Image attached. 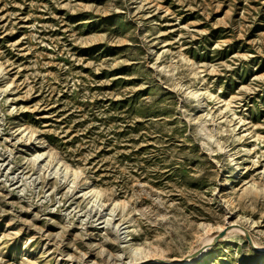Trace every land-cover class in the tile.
<instances>
[{
	"label": "rangeland",
	"instance_id": "1",
	"mask_svg": "<svg viewBox=\"0 0 264 264\" xmlns=\"http://www.w3.org/2000/svg\"><path fill=\"white\" fill-rule=\"evenodd\" d=\"M165 258L264 264V0H0V264Z\"/></svg>",
	"mask_w": 264,
	"mask_h": 264
},
{
	"label": "bare ground",
	"instance_id": "2",
	"mask_svg": "<svg viewBox=\"0 0 264 264\" xmlns=\"http://www.w3.org/2000/svg\"><path fill=\"white\" fill-rule=\"evenodd\" d=\"M194 95H196V93L194 92ZM42 152H37L35 155H34V160L36 161L40 156H42ZM65 168H66V166H65ZM67 170H68V168H67ZM90 192H92V190H87L86 192H84L85 194H87V193H90ZM96 200V199H95ZM94 200V201H95ZM111 211H113V209L111 210ZM205 233V239H204V241H207V239L208 238H206V236H207V234H208V232L206 231V232H204ZM228 233V232H227ZM261 246V245H260ZM157 249V248H156ZM131 250H132V252H133V256H134V258L133 259H139V258H143V257H147V256H150L153 252H152V249L151 248H149V247H144V246H135V245H131ZM155 252V251H154ZM143 254V255H142ZM154 254V253H153ZM87 255V254H86ZM152 256V255H151ZM166 260H163L162 262H161V264H190V263H192L193 262V259L191 258V259H188V260H186L185 262H183V260L184 259H174V258H171V259H167V258H165ZM195 260V259H194ZM139 261V260H138ZM121 262V261H120ZM120 262L118 263V264H120ZM129 262V261H128ZM132 262V261H131ZM130 263V262H129ZM78 264V263H77ZM122 264H127V262H124V263H122Z\"/></svg>",
	"mask_w": 264,
	"mask_h": 264
},
{
	"label": "water",
	"instance_id": "3",
	"mask_svg": "<svg viewBox=\"0 0 264 264\" xmlns=\"http://www.w3.org/2000/svg\"><path fill=\"white\" fill-rule=\"evenodd\" d=\"M250 243L252 244V246L254 247V249L258 250V248L253 245V242L251 240H250Z\"/></svg>",
	"mask_w": 264,
	"mask_h": 264
}]
</instances>
